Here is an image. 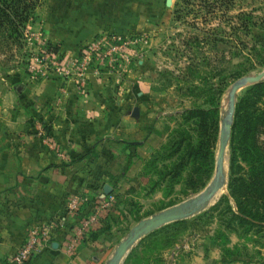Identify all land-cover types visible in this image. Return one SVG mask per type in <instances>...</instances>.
I'll return each instance as SVG.
<instances>
[{
  "label": "rangeland",
  "instance_id": "obj_1",
  "mask_svg": "<svg viewBox=\"0 0 264 264\" xmlns=\"http://www.w3.org/2000/svg\"><path fill=\"white\" fill-rule=\"evenodd\" d=\"M183 5V0H168V3L165 0H34L20 28L19 39L9 44L0 38V99L6 88L13 90L24 84L36 86L43 77L49 79L60 74L64 78L70 73L67 70L85 69L87 65L104 72L112 86L129 85L132 90L140 81L142 91L140 94L132 91L133 103L140 104L143 113H151V117L155 115L167 124L162 138L145 158L140 188L134 197L123 202L122 209L117 212L118 221L112 222L119 234L117 240L139 220L179 204L208 183L213 168L205 184L194 191H185L183 188L188 185L183 180L169 186L166 174L159 179L158 172L171 170L173 165L169 162L174 163L185 151L186 139L181 141L182 149L180 146L175 151V145H172L180 136L186 138L185 132L179 135L174 132L176 129L192 128L188 121H183L184 110L199 106L208 112L205 125L215 130V156L218 126L227 107L230 84L242 75L264 69V61L246 56L247 47L264 39V0H233L229 14L246 11L255 21L246 35L240 33L246 47L237 52L231 42H187L191 34L205 36L204 31L212 32L208 29L210 26H215L218 31L216 38L228 34V40H231L234 36L229 33L226 22L219 18V13L202 19L200 11L181 9ZM75 16L77 20L74 22H92L93 26L81 55V51L75 52L78 56L87 55L85 62H76L72 59L74 56L69 55L71 51L61 50V45L56 42V38L65 36L63 30L69 26L70 17L74 19ZM97 24L98 28L95 27ZM60 27L63 28L61 33L58 31ZM96 38H100L102 48L106 50L103 59L89 49L90 42ZM190 62L196 64L197 69L189 68ZM58 66L67 70L59 72ZM73 79L80 87L86 85L82 74ZM249 84L239 87L234 94L230 129L235 103ZM137 112L138 107L131 113ZM196 132L195 128L188 131L193 143ZM258 139L264 146V132L258 135ZM228 142L229 136L224 148L222 187L212 201L182 218L183 221H169L140 235L127 247L117 264H180L175 259L181 254L189 257L194 248L202 255L195 253L190 264H264V231L252 235L251 230L244 231L238 226L235 231L230 230L225 222L227 214L218 209L209 210L222 194L227 193ZM164 164H167L165 169ZM184 168L183 173L188 171L190 164L186 163ZM193 180L197 184L196 172H193ZM231 224L235 226L234 222ZM114 245H110L109 256ZM170 254L174 259L167 263L165 259ZM126 255L129 256L124 261Z\"/></svg>",
  "mask_w": 264,
  "mask_h": 264
},
{
  "label": "crops",
  "instance_id": "obj_2",
  "mask_svg": "<svg viewBox=\"0 0 264 264\" xmlns=\"http://www.w3.org/2000/svg\"><path fill=\"white\" fill-rule=\"evenodd\" d=\"M75 19L70 17L65 36L56 42L78 62L93 26ZM67 71L64 78L43 77L36 86L24 84L2 93L0 264L31 226L48 220L56 221L50 240L26 264H104L119 237L112 222L140 188L143 162L167 128L133 103L131 93L140 94V81L131 90L129 85L112 86L104 72L91 66ZM80 74L84 87L73 79ZM137 107L139 112L131 113ZM73 195L83 199L68 211ZM92 213L90 225L76 234L79 218ZM193 251L175 260L190 264L201 253ZM172 258L170 254L165 260Z\"/></svg>",
  "mask_w": 264,
  "mask_h": 264
},
{
  "label": "trees",
  "instance_id": "obj_3",
  "mask_svg": "<svg viewBox=\"0 0 264 264\" xmlns=\"http://www.w3.org/2000/svg\"><path fill=\"white\" fill-rule=\"evenodd\" d=\"M34 0H0V38L5 41H17L21 34L22 24L27 19ZM184 7L188 11H200L202 19L218 16L224 20L229 28V33L234 36L228 40V34L219 35L216 38L215 26L208 27L212 32L204 31L205 36L191 34L187 42L198 44L214 43L216 40L231 42L234 51L237 52L246 47V41L240 37V33L246 35L255 21L249 12L237 11L229 14L233 0H183ZM196 16V15H194ZM224 31V30H222ZM203 33V32H202ZM200 40V41H199ZM247 57H253L259 62L264 61V39L247 47ZM188 67L196 68V64ZM191 69L192 72L194 69ZM205 108L199 106L184 110L183 121H188L192 128L185 130L183 127L174 132L186 133V138L180 136L174 140L175 151L181 146V141L186 139L183 154L177 160L169 162L173 165L169 171H159V179L167 175L169 186L179 181H185L188 185L183 189L194 191L205 184L211 175L214 159V128L205 125L207 115ZM194 143L189 130L194 129ZM264 132V78L246 86L244 94L236 101L234 106V120L229 135V176L227 181V193L222 194L213 203L209 210L218 209L228 215L226 226L235 231L236 226L244 231L252 232V235L264 231V146L258 139V135ZM183 145L181 146L182 149ZM180 149V150H181ZM173 152V151H172ZM196 161V165H194ZM146 160L143 162L145 165ZM190 164L188 171L183 173L185 164ZM164 169L167 164L163 165ZM162 172V173H161ZM193 172H196L197 184H194ZM183 221V219L172 222ZM234 222L235 226L231 223ZM236 247V244L233 245ZM129 256V255H128ZM124 258V261L128 257Z\"/></svg>",
  "mask_w": 264,
  "mask_h": 264
},
{
  "label": "water",
  "instance_id": "obj_4",
  "mask_svg": "<svg viewBox=\"0 0 264 264\" xmlns=\"http://www.w3.org/2000/svg\"><path fill=\"white\" fill-rule=\"evenodd\" d=\"M165 3H168V0H165ZM262 78H264V69L254 74L242 75L230 84L226 96L227 107L225 113L220 117L213 172L208 183L201 191L183 200L179 204L170 206L151 216H148L145 219L139 220L130 228L128 233L123 238L118 240L111 255L107 258L104 264H117L120 257H122L125 253L127 247L140 235L149 232L163 223L185 218L210 202L213 195L218 188H220L223 182L224 147L229 136L231 117L233 113L234 94L239 87L245 84L253 83ZM18 88L19 85L16 86L15 89L18 90Z\"/></svg>",
  "mask_w": 264,
  "mask_h": 264
},
{
  "label": "built area",
  "instance_id": "obj_5",
  "mask_svg": "<svg viewBox=\"0 0 264 264\" xmlns=\"http://www.w3.org/2000/svg\"><path fill=\"white\" fill-rule=\"evenodd\" d=\"M102 47L103 45L100 38H96L90 42L89 49L96 53L99 59H103V57L106 56V50ZM87 57V55H84L81 58V62L87 61ZM37 133L42 136L41 131H38ZM82 199L83 197L79 195L71 196L66 204V209L68 211L76 209L78 202ZM93 219L94 213L89 214L86 217H80L78 220L79 225L75 228V233L80 234L90 225ZM55 224V220H48L31 226L26 231L20 244L9 254L4 264H26L36 251L48 244L51 237L50 232Z\"/></svg>",
  "mask_w": 264,
  "mask_h": 264
},
{
  "label": "bare ground",
  "instance_id": "obj_6",
  "mask_svg": "<svg viewBox=\"0 0 264 264\" xmlns=\"http://www.w3.org/2000/svg\"><path fill=\"white\" fill-rule=\"evenodd\" d=\"M225 148V147H224ZM224 170H225V165H224V158H223V175H224ZM222 187V185L220 186V188ZM218 188V190L220 189ZM217 190V191H218ZM217 191L215 192V194L217 193ZM215 194L213 195L212 199L215 197ZM212 199L210 200V202L212 201Z\"/></svg>",
  "mask_w": 264,
  "mask_h": 264
}]
</instances>
